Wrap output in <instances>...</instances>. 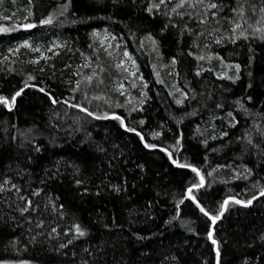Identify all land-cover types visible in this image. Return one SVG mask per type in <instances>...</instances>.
<instances>
[{"label": "trees", "instance_id": "trees-1", "mask_svg": "<svg viewBox=\"0 0 264 264\" xmlns=\"http://www.w3.org/2000/svg\"><path fill=\"white\" fill-rule=\"evenodd\" d=\"M2 18L35 27L0 32V262L264 264V196L211 219L264 191V0H0Z\"/></svg>", "mask_w": 264, "mask_h": 264}, {"label": "rangeland", "instance_id": "rangeland-1", "mask_svg": "<svg viewBox=\"0 0 264 264\" xmlns=\"http://www.w3.org/2000/svg\"><path fill=\"white\" fill-rule=\"evenodd\" d=\"M35 25L32 21L29 20H24L20 23L18 22H11L9 19H4L2 18L0 20V32L1 31H9L12 30V28L15 29H25L29 28L27 25ZM32 28V27H30ZM99 43L101 46H122V42H120L115 36H111L107 32H104L102 34ZM116 43V44H115ZM58 42L55 40L49 44V46H44L43 48L38 45H32V42L30 40L24 41L22 44H20L17 47V51H19L22 47L27 48V55L28 56H35L38 59L40 58H47L50 56L52 52H58ZM119 65L121 67H124V71L126 73V76L123 77L124 80L120 81L118 85L116 86V90L119 92H125L127 90V83L129 80L135 78L136 76L138 77V69H137V64L134 58L128 53V51L124 52L123 58L119 61ZM132 77V78H131ZM134 89V87H133ZM0 264H28V263H23V262H12V261H2Z\"/></svg>", "mask_w": 264, "mask_h": 264}, {"label": "water", "instance_id": "water-1", "mask_svg": "<svg viewBox=\"0 0 264 264\" xmlns=\"http://www.w3.org/2000/svg\"><path fill=\"white\" fill-rule=\"evenodd\" d=\"M81 108H82V107H81ZM203 184H204V179H203ZM203 184H202V185H203ZM262 193H264V191H262L261 193L255 195V196H254L253 198H251L249 201H243V200L236 199V198H234V197H229V198L226 199L227 204L225 205V203H224V207H223V210H222L221 212H223V214L225 213V211H226V209H227V207H228V202H229L230 200H236V201H239L241 205L249 206V205H251L252 203H254L257 199L263 197L264 195H262ZM190 197H191V196H190ZM192 199H193V198H192ZM194 200H195V199H194ZM196 201H197V200H196ZM249 202H250V203H249ZM222 216H223V215H222ZM222 216L219 215V218L216 219L215 222H216V221H219V220L222 218Z\"/></svg>", "mask_w": 264, "mask_h": 264}, {"label": "snow or ice", "instance_id": "snow-or-ice-1", "mask_svg": "<svg viewBox=\"0 0 264 264\" xmlns=\"http://www.w3.org/2000/svg\"><path fill=\"white\" fill-rule=\"evenodd\" d=\"M211 7H216V5L215 4H212L211 5ZM52 21H51V19H48V20H45V21H42V23H51ZM27 27H35V25H31V24H29V25H27ZM17 95H19V93H17ZM14 99V98H13ZM0 102H3V103H7V100H5L4 98H0ZM117 119H119L118 117H117ZM193 171H196V169H193ZM203 184V177H201V185ZM189 191H191V190H189ZM262 195H264V193H262ZM237 203H240L239 201H236ZM250 203V202H249ZM227 204V201H225V205ZM201 211L203 212L204 211V209L203 208H201ZM204 214L207 216V215H209L207 212H204ZM220 215L222 216L223 215V212H221L220 213ZM219 217H211V219L213 220V222H215V220L216 219H218ZM77 231H79V229H77ZM81 235H83V233L81 232L80 233ZM213 243H215V241H213Z\"/></svg>", "mask_w": 264, "mask_h": 264}, {"label": "bare ground", "instance_id": "bare-ground-1", "mask_svg": "<svg viewBox=\"0 0 264 264\" xmlns=\"http://www.w3.org/2000/svg\"><path fill=\"white\" fill-rule=\"evenodd\" d=\"M144 140V139H143Z\"/></svg>", "mask_w": 264, "mask_h": 264}]
</instances>
